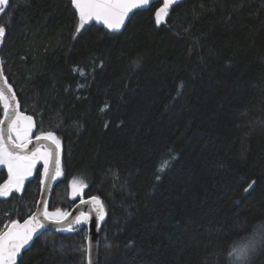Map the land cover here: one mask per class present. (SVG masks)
Returning <instances> with one entry per match:
<instances>
[{
    "label": "trees",
    "instance_id": "trees-1",
    "mask_svg": "<svg viewBox=\"0 0 264 264\" xmlns=\"http://www.w3.org/2000/svg\"><path fill=\"white\" fill-rule=\"evenodd\" d=\"M162 6L122 32H77L71 0H10L0 13L7 81L36 135L62 142L47 209L80 201L74 180L100 197L99 264H264L260 239L232 256L264 225V0H181L159 26ZM41 178L0 198V229L35 212ZM87 233L46 230L19 264H88Z\"/></svg>",
    "mask_w": 264,
    "mask_h": 264
},
{
    "label": "snow or ice",
    "instance_id": "snow-or-ice-1",
    "mask_svg": "<svg viewBox=\"0 0 264 264\" xmlns=\"http://www.w3.org/2000/svg\"><path fill=\"white\" fill-rule=\"evenodd\" d=\"M175 0H163V7L156 12V22H161L162 15ZM79 16L77 32L87 23L96 21L105 25L109 30L119 31L133 9H140L149 5L150 0H71ZM8 0H0V6L7 5ZM0 7V13L3 12ZM6 34V28L0 25V41ZM0 102L3 105L0 119V165L8 170V179L0 184V198L8 197L13 192L21 193L25 181L33 175L39 162H43L41 184L51 183L62 175L60 167L61 140L54 132H42L35 137L33 144L32 132L36 127L31 115H26L20 110L12 86L8 83L3 73V61L0 60ZM44 141L46 143L41 144ZM29 145H32L30 148ZM159 179V177H157ZM254 183V182H253ZM87 184L81 180L72 181L73 198L82 196ZM81 203L88 205L79 215L69 219L71 213L56 209L49 212L46 204H40L37 212L24 219L23 223L11 220L0 229V264H16L21 250L30 243L37 229L45 227L44 221H51L57 225H66L65 230L72 231L75 226L86 224L95 214L97 220H104L106 212L103 201L98 196L90 200L81 199ZM257 239L264 241V225L248 238L245 244L232 249L235 261H243L248 253L255 247ZM89 244L88 250L90 251ZM88 264H92L89 259Z\"/></svg>",
    "mask_w": 264,
    "mask_h": 264
},
{
    "label": "water",
    "instance_id": "water-1",
    "mask_svg": "<svg viewBox=\"0 0 264 264\" xmlns=\"http://www.w3.org/2000/svg\"><path fill=\"white\" fill-rule=\"evenodd\" d=\"M157 1H163V0H150V3H149L148 6L142 7L140 9H133V11L129 13L128 18H126L124 26L119 31H115V32H122L127 27L132 15H133V13L135 11L146 10L154 2H157ZM179 1H181V0H175V2L173 4H171V5H174V4L178 3ZM9 4H10V0H8V4L7 5H3V6H0V7L6 8V7L9 6ZM93 23L96 24L99 27H105L107 30H109L105 25H103L102 23L96 22V21H91L88 24H93ZM4 39H5V37H3L2 41H0V60H2L1 46L3 45ZM3 73H4V69H3ZM15 96H16V99L18 101V98H17L16 94H15ZM18 103H19V101H18ZM20 110H21V108H20ZM25 114L28 115L27 113H25ZM35 143H36V141L34 139L33 140V144H35ZM40 143L44 144L46 142L41 141ZM29 147L31 148L32 145H29ZM61 162H62V149H61V152H60V166H61ZM60 177H61V175L58 176L51 183H47L46 182L45 184H42L40 197H39L38 202H37V207L40 204H46L47 207L49 206V204L51 203L52 197H53L54 185L59 180ZM84 200H90V198H87V199H84ZM37 207H36V210H35L34 213L37 212ZM87 207H88V205L82 204L81 200H80L69 211V213H71V215L69 216V219H72L74 216L79 215V212L82 211V210H85ZM105 219H106V215H105L104 220H102V221L101 220H97L96 217H95V214L93 213L92 214V219L89 220L86 224L75 226V228H78V227L86 225L87 228H88V233H87V258H88V261H89V259H91L92 264H99L101 226L105 222ZM20 223H23V222H20ZM44 223H45V227L43 229H37V232L34 234L33 239L30 241V243L28 245H26L24 249L21 250L20 255L17 257L16 264H19V261L22 258L24 252L30 248L32 241L37 236L41 235L44 231H46V230H51V231H54V232H66L67 231V230H65L66 225H57V224L52 223L51 221H44ZM89 244L91 245L90 251L88 250Z\"/></svg>",
    "mask_w": 264,
    "mask_h": 264
},
{
    "label": "rangeland",
    "instance_id": "rangeland-1",
    "mask_svg": "<svg viewBox=\"0 0 264 264\" xmlns=\"http://www.w3.org/2000/svg\"><path fill=\"white\" fill-rule=\"evenodd\" d=\"M163 7V6H162ZM169 10H170V6H169V8H168V10H167V14L166 15H162V18H161V22L158 24L159 26L160 25H162V24H164V22L166 21V18L168 17V14H169ZM34 131V130H33ZM33 133V132H32ZM61 149H62V143H61ZM39 165H43V162L41 161V162H39L38 164H37V167L39 166ZM6 169V171L8 172V170H7V167L6 166H4V165H0V169ZM61 170H62V167H61ZM36 170L34 169V172H35ZM33 172V173H34ZM62 173H63V171H62ZM75 181H77V183L79 184V182L81 181V180H75ZM25 183H26V181H25ZM25 183H24V186H25ZM24 189V188H23ZM85 189L86 188H84L83 189V192H82V196H77L76 198H73V195H72V183H71V186H70V199H72V200H81V199H84V192H85ZM14 193V192H13ZM12 193V194H13ZM11 194V195H12ZM10 195V196H11ZM10 196H8V197H10ZM8 197H2V198H8ZM56 209H60L61 211H63V212H68L69 213V211H66L64 208H62V207H53L52 209H48V211L49 212H54Z\"/></svg>",
    "mask_w": 264,
    "mask_h": 264
},
{
    "label": "flooded vegetation",
    "instance_id": "flooded-vegetation-1",
    "mask_svg": "<svg viewBox=\"0 0 264 264\" xmlns=\"http://www.w3.org/2000/svg\"><path fill=\"white\" fill-rule=\"evenodd\" d=\"M37 135H36V131H35V128H34V131H33V133H32V138H33V140L35 139V137H36ZM36 171L33 173V175L38 171V170H41L42 172H43V165H39L38 167L36 166V169H35ZM32 175V176H33ZM31 176V177H32ZM31 177H29V178H31ZM28 178V179H29ZM28 179L26 180V183H25V185L27 184V182H28ZM25 187V186H24Z\"/></svg>",
    "mask_w": 264,
    "mask_h": 264
}]
</instances>
